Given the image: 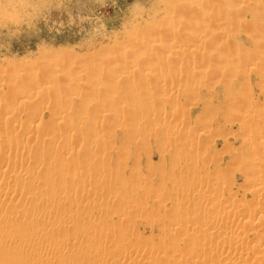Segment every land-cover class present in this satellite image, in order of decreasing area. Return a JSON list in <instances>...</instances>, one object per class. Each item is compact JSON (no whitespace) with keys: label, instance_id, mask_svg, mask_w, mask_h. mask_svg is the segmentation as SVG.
Listing matches in <instances>:
<instances>
[{"label":"rangeland","instance_id":"374dc122","mask_svg":"<svg viewBox=\"0 0 264 264\" xmlns=\"http://www.w3.org/2000/svg\"><path fill=\"white\" fill-rule=\"evenodd\" d=\"M185 1L186 2L188 1V3H186ZM204 2L206 3L204 4ZM199 4H203V5H199ZM263 4H264V0H209V1L208 0H0V84H1L0 98L3 96L1 100L2 101L4 100V102L7 105H10V106H6L7 109V110L5 109L6 111L3 109L4 111L0 113V119L6 116L9 112L10 115L14 114L13 119L16 118V121L12 119L11 121L13 122H7L6 125L8 126L9 124L7 128L4 126L5 124L2 123L3 119L1 120L0 124L3 127L0 126V132L2 131V135L1 133L0 135L1 136L5 135V136L0 139L4 140L5 137H8L7 135L15 134L13 136H16L15 138H18V140L21 139L22 142L25 140H29L30 133L35 129H37V133L42 135L43 137V141L41 142H43L44 144L46 143L48 146L47 145L45 146H47L48 148L53 147L54 149H56L58 147L60 148L61 146L66 147L65 149H67V152H69L70 155L68 153L67 154L70 156L69 159L71 161L68 160L65 162L63 160H60V158L56 156L57 160L56 161L54 160L53 162L54 165L52 163L54 169H52V166L49 167H47V165L42 166L44 168L47 167L48 169L46 168V170H48L51 174L48 171H47L48 173L45 172L46 173L45 174L44 168L43 169L41 168L43 172L41 171L40 173H44L45 175L40 173L39 174L42 177L44 176L46 177V175L49 177L51 175L50 176L51 181L53 180L57 183L59 181L61 182L63 181L64 184L66 183L64 185V188H62L65 189L63 190L64 192L63 191L59 192L60 190H58L59 193L56 192L58 194L57 197L59 201L55 197L53 201H49L50 203L48 202V206L51 207V205L52 206L57 205L56 207H58L59 204H62V202L63 204L65 203L64 204L65 206H67L66 204H68L67 206L68 211H66L64 215L61 214L60 217H62L63 215V218L65 217L67 218L70 217L71 219L75 218V220L73 219V221H75L72 224L73 226L71 225L73 228L71 227L68 229V227L65 226L67 228L66 229L67 231H65L66 234L63 233L65 227L62 229L60 228L62 224H59L58 226V228H60V232L58 231L59 229L56 227L57 228L55 229L56 230L55 232H57L56 235L53 230V235L58 236V239L62 240L63 234L64 236L69 235L68 234L70 233L69 231L73 229V232L71 230V232L73 233V234L71 233L72 235L71 238H73L72 239L73 241L78 236L77 237L78 241L75 240V242L77 241L78 244L77 243L74 244V241L73 242L70 241L71 242L70 244H72V246L71 248L68 246V248L72 249L73 247V249L76 252H79L80 249L78 250V248H80L81 246L83 247L85 245H88L89 242H90L89 244H91L97 241L98 244L100 243L99 246L101 250L103 247H104L103 249H105L106 247L109 248L110 243L118 251L119 250L123 251L126 248L133 251V249L135 250L138 247V249H136L134 253L137 251L138 255L141 254L142 258L143 257H145L144 259L147 258L146 260L149 261H147L146 263H149L151 261L150 264L151 263L170 264V262H172L173 260L178 259L180 260L179 261L180 264H182L183 261L181 259L186 257L184 256L185 253L188 250H190L192 246L196 248V249L192 248L194 251H197L196 246H198V251L205 250V245L209 244V240H206L205 242L202 241L201 243H199L200 241L198 242L193 240H191V242H188L187 240L185 241V239H183L182 241L181 239H178V237L181 238L180 232L187 227L188 228L192 227V225L193 226L196 225L195 227L196 228L198 227L197 229H199V227L200 229H202L203 227L201 224L204 223L206 220L217 219L218 217H219L218 220H220L222 216L221 215L222 213L216 214L215 210L211 209V211H209L208 209L205 210V212L207 211L208 212L202 215L204 219L201 216L200 219L197 218L198 220H196L198 222L199 220L201 221L203 219V222L201 221L202 223L199 221L201 224L199 222H198L199 224H197V222L195 223L193 220L191 224L193 222L195 224L193 223L191 225L189 222L191 221V218L189 217L190 218L189 219L188 217L183 216V214H185V211L181 207L177 208L176 204L175 207L173 205V200L176 201L175 198L180 199L183 197L180 189L183 184L184 185L187 184L185 181H187L188 184H195L196 180L194 178L197 177V175H199L198 177L200 178L202 177L203 179H208V180L213 179L214 177L220 179L219 182L217 183L218 180L215 181L216 179L214 178L215 180L211 185V187L214 186L213 187L214 189L210 187L211 190L213 189L212 190L213 192L214 191L216 192L217 190L216 197H214L215 196L214 195L211 198V201L217 202L219 198L222 197L221 193L226 188L227 191L233 193L234 195L233 194L232 195L235 196V198L233 197V200L235 199L234 208L237 205L236 209H238L239 204L240 206L241 204L244 205V203L247 205L249 202H250L249 204H252L253 200L256 201L257 196H264L261 195V192H264L263 191L264 182H262L261 186L259 185L260 187H258L257 191H255L252 181L249 180L252 177H254V175L257 176L258 174H260V172L262 175L264 173L262 172L264 170L263 169L264 165L262 166V168L261 167L258 168L256 166L258 164L256 163V165L249 164L247 167V164L249 163V156L250 157L253 156L252 152L256 150L255 145L256 144L258 145V143L260 144V142L261 144L264 145V135L263 137H260L264 133L260 134L258 132L259 129H262V131H264V119L260 120L261 118L264 117V112H263L264 111V75H262L264 74V69H263L264 68V49H263L264 48V40H263L264 39V8H263L264 5ZM206 5L207 7L208 6L209 7L208 8L205 7ZM206 10L208 11L207 13ZM182 12L184 13L182 14ZM202 12L204 13V15L202 14ZM231 16L233 17V19ZM220 17L223 19H221ZM175 25H177L180 31L179 30L174 31L172 29L170 30L171 26H175ZM212 26H214L215 28ZM196 29L199 31H196ZM252 31H254V33ZM158 37H160L161 40H163L162 41L163 43L164 41L169 43L171 40L169 44L172 43L171 44L172 47H174L173 45H175L176 49L180 45L181 46L178 48L187 47L188 48V49L186 48L187 52L186 51L179 52V54L177 53L178 55L175 54V56L174 55L171 56L172 60L170 58H169L170 61L169 59L167 60L166 58H164V56H162L164 53L162 52L158 53L160 52V50L159 51L156 50L158 51L156 52L155 49L153 50L151 49L152 50L151 51L146 44V42L150 44V42H153L154 39L160 41L159 40L160 38ZM220 45L221 48H219ZM224 48L226 51L224 50ZM188 50L191 51V53ZM155 54L158 55L156 56ZM159 58L160 60H158ZM252 65L254 66V68ZM112 66H113V70H112ZM260 66L262 67L263 70L261 69ZM160 67L162 69H160ZM187 68H189L188 71ZM122 70L125 71L123 72ZM128 71L130 72L129 74L125 73ZM146 71H148L147 76L148 77L151 76V77L148 78L147 76L144 75ZM111 72L113 73V75L117 76L114 78L116 81L114 80L111 81V78L109 79V77H107V75L111 74ZM153 72H155L156 74L154 73L153 75L152 74ZM186 73L189 77L186 76ZM163 74L165 75L163 76ZM119 75L121 76L123 75V76L121 77ZM47 81L49 83H47ZM206 81H207V85H206ZM41 82L49 84L50 87L52 86L51 87L52 89H50L48 85L47 87L48 90L44 89L45 91L41 92V95L43 94L42 99H41V95L39 97L38 94V97L41 99V102L38 97H36L37 100L36 99L34 100L35 97H31L32 100L34 101V104L31 103L32 100H28V99H26V102L30 101V104L26 102L25 103L21 102L20 99H22V97L26 95L25 93H27L28 91L31 93L34 92L35 89H37V85ZM96 82L97 85L95 84ZM91 84L94 87L96 86V88L100 86L99 87L100 89L98 90L99 92L97 90L94 92V90L92 89L93 86ZM30 86L32 87L30 88ZM16 87L17 90L15 89ZM10 88H12V90ZM29 88L31 89V91L29 90ZM21 90L24 91L23 92L24 95H21L22 94ZM242 90H244L245 94L242 92ZM13 91H14V96L12 94ZM36 91L39 93L40 90L37 89ZM152 91L156 95H154ZM15 92L19 94L21 93L19 96L22 97L19 98V100H18L19 96L17 97L16 96L17 93ZM29 92L25 97H29L28 95L31 94ZM5 94H7V96ZM10 95L12 98L10 97ZM62 96L63 98H61ZM72 96L74 97L72 98ZM67 97L72 99L69 100V98ZM13 98L15 99L13 100V102H11ZM111 98H113L114 100ZM249 99H251V102ZM255 103L257 105H255ZM8 107L11 108L9 109ZM36 107H38V109H41L42 107V114L40 115V117L37 118V121L36 118L33 117L34 113L32 112L33 109ZM61 107L64 108V110L67 109L65 111L67 114L63 115L62 118L58 120V122L54 121V119H52L53 114H55L60 109H62ZM29 113L32 116L30 115L28 116ZM25 115L27 116L28 119L26 118ZM158 115L160 116L158 117ZM243 115H245L246 117ZM30 118L32 119V122ZM49 120L50 121L52 120L55 123V124L53 123L55 125L53 131L52 129L49 128L47 129V127L44 126L45 123L47 124V122H50ZM14 121L16 123H14ZM52 121H51V125H52ZM158 122L159 124H157ZM24 123L25 124L29 123V124L25 125ZM115 123L117 124V126ZM41 124L42 125L44 124L43 126L45 128L43 126L42 128ZM57 124L59 125V129ZM256 125L260 126L261 128L257 127ZM47 126H49V124ZM164 126L166 127L167 131L165 130ZM4 127L6 129V130L4 129V131H8V133L3 132L2 128ZM144 128H146V130ZM170 128L171 130H174L176 133H174V131H170ZM13 130L15 131L13 132ZM164 131L166 132L169 131V133L167 134ZM190 131H192L193 133ZM254 131H256V133ZM9 132L11 133L9 134ZM65 132L69 135V137H67V134ZM170 132L172 134H170ZM191 133L193 135L192 136L193 138H188L189 137L188 134L191 136ZM257 133H259L260 135ZM206 135L208 136L206 137ZM97 139L99 141L102 139L103 140L101 142H98ZM18 140L17 142H19ZM88 141L90 142L88 143ZM166 141L168 145L166 144ZM174 141L176 145H171L172 146L171 147L170 144L172 142L174 143ZM0 142H1L0 144H2L3 141L0 140ZM179 143L181 144L179 145ZM228 143L230 145H228ZM32 144H34L35 146L36 144H38V142L37 143L32 142ZM251 144L254 147H252ZM42 145L43 144L40 143L36 145L38 146V147L35 146V149L38 148L36 149V151L38 150V152H40L41 149H43L41 147L44 146ZM181 145H188V147L185 148V146H181ZM3 148L4 149L6 148L5 151L2 150ZM14 148L12 149L9 148L8 150V147L2 144V149L0 147L1 159L2 157H4L3 155L8 154L9 156L11 154L10 157L12 156L11 158L12 160H15L14 158H16V160L23 158L22 160H24L25 162L21 160V165L28 164L29 162L34 160L37 161L39 160L41 163H43L42 161H46V159L48 160L51 156L52 158L54 157V159H56V157L53 156V154H49L50 156L48 155L49 151H47L48 149H45V147H44L45 149L44 152L42 150L40 153L36 151L34 153L33 151L34 147L32 149V152L30 151L31 149L27 152H23L22 150H20L21 149L20 147L18 148V146L17 147L14 146ZM188 148L192 152H190ZM241 149L243 151H240ZM251 149L253 150L251 151ZM262 151L264 152V150ZM235 152L237 153L240 152V155L238 154L239 157L236 159L234 158V156H236L237 154V153L234 154ZM263 152L261 153L263 155V156L261 155L262 157H264ZM1 153H3L2 156ZM38 154L41 155L38 156ZM43 154L46 155V157L48 156L49 158L48 157L45 158ZM232 154H234V156H232ZM242 154H244V157ZM5 160L1 162L2 164L0 163V166L2 165V167L6 170L9 167L10 171H12L11 168L12 166L8 165L7 167H5L6 166L5 164H7L6 161H8ZM18 160L17 162L20 163V161ZM57 161L60 162L63 161L62 163L65 162V165L58 162L60 164L57 166L56 164ZM68 162H70L69 165H67ZM55 164L58 167L59 171L55 169ZM61 164L63 165L62 167L64 166L65 167L62 168L60 166ZM253 166L256 169H254ZM243 167L245 168V170L242 169ZM49 168L50 170L51 169L52 170L50 171ZM61 168L63 169V171ZM9 169L7 170L8 173L10 172ZM6 170H5L6 174L4 173L5 175L3 174L2 177L0 175L1 185H4L5 183L8 182H9L8 185L11 186L15 185L16 182H19L17 183L18 186L19 184H22L20 181H16L14 183L12 178L11 179L8 178L10 177V175L8 176ZM74 170L75 171L78 170L79 173L81 171V174H78V172L77 171L75 172ZM181 170L187 172L192 176V177L189 176L190 179L189 181H191L192 178V181L194 180L195 182L193 181L190 183L188 180H186L187 177L185 176H184L185 178H182L183 175L178 173ZM84 171L86 172L84 173ZM244 171L246 172L251 171L250 173L249 172L247 173L248 175L252 173L251 178L247 177L248 175L246 176V173H244ZM255 171H258L257 172L258 174H256ZM74 172L76 174H73ZM98 172H101L100 175L102 179L100 178L99 179L100 181L95 180L97 181L95 182L94 178H91V174H96ZM253 172L255 174H253ZM210 173L213 177L210 175ZM72 174L75 176L72 177ZM62 176L65 178H63ZM70 177L72 179H70ZM1 178H4V180ZM79 178L81 181H84L85 179V182L88 183L87 189L84 190L83 192L81 191L78 192V190L77 191L74 190V188L77 189L76 182L77 180H79ZM67 179L68 181L70 180V182H68ZM87 179H90V181H88ZM246 179L249 180L250 186L248 185L247 182L248 180ZM92 180L94 181L93 184L91 183ZM65 181H67L68 183ZM72 182L75 184V187ZM69 183L71 184V186L73 185L72 187L74 188L70 187L68 185ZM17 184L15 185V188L16 187L18 188ZM37 187L39 188L40 186ZM251 187L253 188L254 192L257 193H254L253 190H251ZM38 188L36 189L34 188L35 191L37 192L34 193L35 191H33L34 193L33 195L32 193L28 194L29 199L31 197H34L35 194L39 193L41 195L44 190L46 191V193L44 191L43 192L44 194L41 195L40 197L49 193V191L47 192V190L45 188L43 189L42 186L41 189L43 191L39 188L41 190L40 193V190H38ZM56 190L57 188L54 190V192ZM258 190H260L261 192H258ZM66 191L67 193H65ZM112 191H114L115 193L117 192L116 194L118 195L114 196L115 193L113 192V195L111 194L112 196L108 197V194L111 193ZM228 193L226 191L223 192L222 198L225 199L224 197L227 196ZM63 194L64 196L61 197L60 195ZM22 195H24V197H22ZM22 195L20 196L21 198H19L18 201L15 200V202L27 203L25 201L28 198L25 197L27 196V193L25 194L22 193ZM38 195L35 197H39ZM198 195L199 193L196 196L194 195L196 197L195 198L196 200H199L200 196ZM116 196L117 197L120 196V197H118L117 199ZM72 197L73 198L75 197L74 199H76V201L78 198L82 197V199L84 198V200L87 202L83 205L81 204L78 205L75 203ZM87 197L89 200L87 199ZM93 197L94 199L92 200ZM24 198L25 200H23ZM114 198L117 199V201L114 200ZM122 198H124V200L125 199L129 200L132 203H137V202H140L141 204L145 203L142 204L144 208H140L142 206L139 207L133 206L136 214L131 213L129 209L128 212L126 211L128 207L126 208L123 207L125 205L124 203L126 202V200L124 202ZM262 199L263 202L264 198ZM30 200H28L29 201L28 203H30V207H28V209L34 206L32 207L33 209L32 211H34L37 210L35 209V204L36 206L38 205V207L41 206V203L39 205L37 204L38 202L36 203V201L35 202L31 201L32 203H35L31 205L32 203L30 202ZM118 200L122 201L123 203L122 202L121 203L124 205L116 206L117 205L116 202H120ZM57 201L59 202V204L57 203ZM94 201L96 202V204H93ZM194 201L192 200L191 202L193 203ZM73 202L76 208L74 206L71 207L73 205L72 204ZM100 202H102V204ZM96 205L98 206L96 207ZM248 205H247L248 210H251L250 214L254 213L255 211L254 212L252 211L254 209H251V207L253 208L254 205L253 204H252L253 206H248ZM78 206H80V208ZM121 207L123 208L121 209ZM133 207L130 208L132 212H133L132 209ZM28 209L27 211L31 210ZM71 212L73 213L74 216L77 217H73ZM1 213L4 215V219L8 217V216L5 217L7 215L6 212L3 213L2 211L0 212V214ZM124 213L126 214V216ZM22 214L25 217V215L27 216V214H30V212L27 213L25 210V212L23 211ZM91 214L92 217L89 218L88 216H90ZM95 214L97 215V217H99L98 219L102 222L101 225L102 227L104 226L103 229L105 228L104 229L106 230L105 232L103 229H102V233L100 232L101 225L98 223V221H96L97 217H95ZM243 215L245 216L246 212L245 214L243 213ZM243 215H242V219L245 220L243 218ZM179 216L183 218V223L185 222L186 224L184 223L185 225L184 224L181 225L180 229L178 227L177 232L175 229H172L171 227L170 228L172 230H170L169 226L171 225H168V223L169 224L172 223L171 222L173 221L172 219L176 217L179 218ZM1 217L3 218V216L0 215V218ZM77 218H80V220L82 218L81 221H83V223L81 225L83 227L80 226L81 221H79V219L77 220ZM86 218H88V220L90 219L89 222L91 221L92 218H93L92 220L93 223L94 221H96L95 223L97 225L94 224L93 226L90 227L92 229L95 228L94 229L95 231L93 230V232H91V236L93 239L89 238L91 237L89 233L92 229L90 228L88 229L89 225H92L93 223L87 225L86 221L88 222V220H85ZM223 218L226 219L225 216H223ZM246 220L244 222L243 221L240 222L241 227H239L240 229L238 228V230L240 232L242 231L241 233H243L244 231L250 232L251 230L248 228L249 227L248 224L245 223L248 221ZM39 222L40 221L36 220L34 224L37 223L38 225L40 224L42 225V221L41 223ZM76 226H77L76 229H78L79 227L78 230L75 229ZM245 226H248L246 227L247 230L245 229ZM85 227L87 228L86 230ZM98 229L100 230L96 232V230ZM167 229H169V231ZM79 230H81L80 231L81 235H77L80 234L78 233ZM107 230H109V233L107 232ZM111 230L112 232H110ZM49 231L51 232L52 230ZM84 231L85 232L88 231V233L85 234H88L89 236L85 237ZM113 231L115 232L118 231V233H116L115 236L119 234L120 236L118 235V238L121 237V239L119 238L120 241L117 242L116 240L119 239H117V237L115 238L112 237L113 236L112 233H114ZM94 232L96 235L94 234ZM168 232L171 233V235L175 234V238H177L176 242L179 241L177 242V246L176 243H174L175 245L174 244L171 245L172 247L173 246L176 247L174 251L171 249V247H169L171 243L165 242L166 244H168L166 245L162 239L165 238L167 235H169ZM130 233H132V235ZM74 234H76V236ZM176 234L179 236L176 237L177 236ZM53 235L51 232V234L49 236L47 235L46 237H48L50 241L51 237L54 238ZM133 235L136 236L135 238L137 239H135ZM234 235L236 234L234 233ZM40 237L41 236L38 237V240L35 239L34 240L39 242L41 239L44 238V236H42L41 238ZM46 237L44 238L43 241L44 244L49 243L48 238ZM35 238L37 239V237ZM111 238L112 239L114 238L113 241L116 239L115 240L116 242L115 241H114L115 243L111 242L112 241ZM46 239L48 242L45 241ZM139 240L142 243H140ZM127 241L129 244L127 243ZM143 241L144 244L147 245V247L145 245V249H143V247H140V244L143 245ZM252 241L253 244H251ZM79 242L83 244L80 246ZM192 242H193L192 246L189 245ZM207 242L208 244H206ZM255 242L256 241L251 240V243L249 241L248 244L249 245L251 244L253 246L257 245V243ZM151 244L153 246H151ZM186 246L189 249L186 248ZM200 246L202 250L199 249ZM158 247L160 248L158 249ZM177 247L180 248L178 250V253L180 255L178 253H175V250L177 252ZM182 247L185 248L184 252L182 251L184 254H182L180 251L183 249ZM114 248L112 249V247H110L109 251L110 249L113 250L116 259L118 258L120 259L119 262L121 261V263H114V264H122V263L127 264V262L129 264L128 260L120 256L122 255V251L118 252ZM170 249L173 251L174 254L170 253L171 252ZM192 249L190 252H194ZM190 252H187L186 255ZM79 253L77 254L79 255ZM172 254L173 255L176 254L175 259ZM177 254L178 256L182 255L184 257L182 258L181 256L180 258L177 256ZM44 257L47 259L46 255L43 256V259L46 260ZM93 258L94 256L90 259V262L95 259ZM25 261L26 259L24 258L23 262ZM174 262L176 263V261ZM107 264H112V263H107Z\"/></svg>","mask_w":264,"mask_h":264},{"label":"bare ground","instance_id":"6f19581e","mask_svg":"<svg viewBox=\"0 0 264 264\" xmlns=\"http://www.w3.org/2000/svg\"><path fill=\"white\" fill-rule=\"evenodd\" d=\"M209 1V0H208ZM186 2V1H185ZM193 2H195V1H193ZM232 2V1H231ZM186 3H188V1L186 2ZM201 3H202V1H201ZM206 2H204V4H205ZM218 3H220V2H218ZM222 3V2H221ZM234 3H236V2H234ZM260 3V2H259ZM190 4V3H189ZM197 4H198V2H197ZM217 4V3H216ZM180 5V4H179ZM191 5V4H190ZM189 5V6H190ZM199 5H203V4H199ZM264 5V4H263ZM192 6V5H191ZM196 6V5H195ZM194 6V7H195ZM235 6V5H234ZM176 7V6H175ZM174 7V8H175ZM198 7V6H197ZM205 7H207V5L205 6ZM209 7V6H208ZM207 7V8H208ZM213 7H215V6H213ZM231 7V6H230ZM236 7V6H235ZM177 8V7H176ZM188 8V7H187ZM223 8V7H222ZM264 8V7H263ZM184 9V8H183ZM193 9V8H192ZM195 9V8H194ZM191 10V9H190ZM198 10V9H197ZM214 10H215V8H214ZM227 10H229V9H227ZM258 10H259V8H258ZM261 10V9H260ZM171 11V10H170ZM204 11V10H203ZM197 12V11H196ZM208 11L206 10V13H207ZM221 12V11H220ZM255 12V11H254ZM184 12H182V14H183ZM231 13H233V12H231ZM169 14V13H168ZM176 14V13H175ZM174 14V15H175ZM178 14V13H177ZM200 14V13H199ZM202 14L204 15V13L202 12ZM211 14V13H210ZM216 15V14H215ZM261 15V14H260ZM178 16V15H177ZM201 16V15H200ZM208 16V15H207ZM211 16V15H210ZM206 17V16H205ZM209 17V16H208ZM232 17V16H231ZM175 18V17H174ZM181 18H182V16H181ZM192 18V17H191ZM200 18V17H199ZM221 18V17H220ZM260 18V17H259ZM258 18V19H259ZM179 19V18H178ZM184 19V18H183ZM190 19V18H189ZM204 19V18H203ZM221 19H223V18H221ZM232 19H233V17H232ZM170 20V19H169ZM177 21V20H176ZM180 21V20H179ZM191 21V20H190ZM189 21V22H190ZM204 21V20H203ZM211 21V20H210ZM207 22V21H206ZM212 22V21H211ZM210 23V22H209ZM165 24V23H164ZM179 26V25H178ZM183 26V25H182ZM205 26V25H204ZM165 27H167V26H165ZM184 27V26H183ZM200 27V26H199ZM198 27V28H199ZM203 27V26H202ZM210 27V26H209ZM212 27H214V26H212ZM193 28V27H192ZM215 28V27H214ZM221 28V27H220ZM224 28V27H223ZM174 30V31H177V30H179V28L177 27V25H175V26H171V28H170V30ZM191 29V28H190ZM205 29V28H204ZM206 29H207V27H206ZM217 29V28H216ZM193 30V29H192ZM257 30V29H256ZM180 31V30H179ZM196 31H199V30H197L196 29ZM210 32V31H209ZM220 32V31H219ZM224 32V31H223ZM253 33H254V31H252ZM173 33V32H172ZM181 33V32H180ZM169 34V33H168ZM179 34V33H178ZM232 34V33H231ZM252 34V33H251ZM255 34H257V33H255ZM173 35V34H172ZM186 35V34H185ZM189 35V34H188ZM212 35H213V33H212ZM221 35H222V33H221ZM157 36V35H156ZM163 36V35H162ZM180 36V35H179ZM178 36V37H179ZM164 37V36H163ZM170 37V36H169ZM174 37H175V34H174ZM195 37V36H194ZM213 37V36H212ZM151 38V37H150ZM154 38V37H153ZM158 38H160V37H158ZM168 38V37H167ZM138 39V38H137ZM149 39V38H148ZM164 39V38H163ZM261 39V38H260ZM161 42L163 41V40H161V38L159 39ZM165 40H166V38H165ZM169 40V39H168ZM173 40V39H172ZM210 40V39H209ZM218 40V39H217ZM216 40V41H217ZM259 40V39H258ZM264 40V39H263ZM160 41H157V39L155 40L154 39V41L153 42H150V44H148L146 41V44H147V46H148V48H150V50L152 49H155V51L156 50H160V52H158V51H156V52H158V53H164L162 56H164V58H166L167 60L170 58L171 59V56H175V54H179V52H182V51H186L187 49L185 48V47H181V48H178V47H180V46H178L177 47V49H176V46L175 45H173L174 47H172V43L171 44H169L170 42H171V40H170V42L168 43V42H165L164 41V43L162 42H160ZM183 41V40H182ZM229 41V40H228ZM214 42V41H213ZM166 43V44H165ZM210 43V42H209ZM243 43V42H242ZM145 44V43H144ZM167 44H169V45H167ZM212 44V43H211ZM217 44V43H216ZM258 44H260V43H258ZM171 45V46H170ZM179 45V44H178ZM210 46V45H209ZM227 46V45H226ZM147 48V49H148ZM219 48H221V45L219 46ZM214 49V48H213ZM264 49V48H263ZM151 50V51H152ZM224 50H225V48H224ZM245 50V49H244ZM126 51V50H125ZM189 51V50H188ZM212 51V50H211ZM226 51V50H225ZM260 51V50H259ZM187 52V51H186ZM190 53H191V51H189ZM219 52V51H218ZM221 52V51H220ZM252 52V51H251ZM113 53V52H112ZM127 53V52H126ZM148 53V52H147ZM195 53V52H194ZM197 53V52H196ZM214 53V52H213ZM118 54V53H117ZM145 54V53H144ZM177 54V55H178ZM186 54H189V53H186ZM185 54V55H186ZM217 54V53H216ZM251 54V53H250ZM156 55V54H155ZM154 55V56H155ZM158 55V54H157ZM156 55V56H157ZM191 55V54H190ZM195 55V54H194ZM210 55V54H209ZM218 55V54H217ZM239 55V54H238ZM256 55V54H255ZM112 56V55H111ZM118 56V55H117ZM161 56V55H160ZM189 56V55H188ZM237 56V55H236ZM250 56V55H249ZM257 56V55H256ZM48 57V56H47ZM116 57V56H115ZM150 57H151V55H150ZM197 57V56H196ZM216 57V56H215ZM229 57V56H228ZM246 57V56H245ZM60 58V57H59ZM110 58V57H109ZM108 58V59H109ZM144 58V57H143ZM178 58V57H177ZM191 58V57H190ZM220 58H221V56H220ZM113 59V58H112ZM170 59H169V61H170ZM174 59V58H173ZM187 59V58H186ZM158 60H160V58L158 59ZM164 60V59H163ZM172 60V59H171ZM177 60V59H176ZM190 60H192V59H190ZM194 60V59H193ZM225 60V59H224ZM246 60V59H245ZM57 61V60H56ZM112 61V60H111ZM134 61H136V60H134ZM147 61V60H146ZM174 61V60H173ZM220 61V60H219ZM237 61V60H236ZM240 61V60H239ZM244 61V60H243ZM254 61V60H253ZM90 62V61H89ZM100 62V61H99ZM98 62V63H99ZM107 62V61H106ZM150 62V61H149ZM160 62V61H159ZM178 62V61H177ZM189 62V61H188ZM212 62V61H211ZM214 62V61H213ZM232 62V61H231ZM256 62V61H255ZM44 63V62H43ZM53 63V62H52ZM60 63V62H59ZM101 63V62H100ZM112 63V62H111ZM113 63H114V61H113ZM145 63V62H144ZM228 63V62H227ZM76 64V63H75ZM117 64V63H116ZM115 64V65H116ZM150 64V63H149ZM153 64V63H152ZM172 64V63H171ZM191 64V63H190ZM198 64V63H197ZM209 64V63H208ZM249 64V63H248ZM256 64V63H255ZM71 65V64H70ZM113 65V64H112ZM136 65V64H135ZM142 65V64H141ZM144 65H146V64H144ZM143 65V66H144ZM159 65V64H158ZM187 65V64H186ZM196 65V64H195ZM57 66V65H56ZM64 66V65H63ZM181 66V65H180ZM224 66V65H223ZM248 66V65H247ZM253 66V65H252ZM256 66V65H255ZM49 67H51V66H49ZM58 67V66H57ZM99 67V66H98ZM109 67V66H108ZM121 67V66H120ZM142 67V66H141ZM157 67V66H156ZM156 67H155V69H156ZM164 67V66H163ZM169 67H170V65H169ZM189 67V66H188ZM202 67H204V66H202ZM228 67V66H227ZM261 67V66H260ZM62 68V67H61ZM182 68H184V67H182ZM198 68V67H197ZM214 68V67H213ZM253 68H254V66H253ZM51 69V68H50ZM103 69V68H102ZM121 69V68H120ZM154 69V68H153ZM160 69H162L161 67H160ZM159 69V70H160ZM166 69V68H165ZM174 69V68H173ZM188 69L189 68H187V71H188ZM251 69V68H250ZM258 69V68H257ZM261 69H262V67H261ZM264 69V68H263ZM262 69V70H263ZM63 70V69H62ZM110 70V69H109ZM112 70H113V66H112ZM126 70V69H125ZM124 70V71H125ZM151 70V69H150ZM175 70V69H174ZM191 70V69H190ZM52 71V70H51ZM81 71V70H80ZM97 71V70H96ZM99 71V70H98ZM111 71V70H110ZM123 71V70H122ZM123 71V72H124ZM127 71V70H126ZM131 71V70H130ZM154 71V70H153ZM163 71V70H162ZM165 71V70H164ZM178 71V70H177ZM206 71V70H205ZM254 71V70H253ZM104 72V71H103ZM103 72H102V74H103ZM132 72H133V70H132ZM138 72H140V71H138ZM148 71H146L145 73H144V75L145 76H147V73ZM150 72V71H149ZM156 72V71H155ZM155 72H153L152 74L154 75V73ZM176 72V71H175ZM190 72V71H189ZM194 72V71H193ZM193 72H191V73H193ZM222 72V71H221ZM231 72V71H230ZM259 72H261V71H259ZM91 73V72H90ZM98 73V72H97ZM105 73V72H104ZM114 73H116V72H114ZM125 73H130L129 71L128 72H125ZM161 73H163V72H161ZM167 73H169V72H167ZM190 73V74H191ZM198 73H200V72H198ZM235 73V72H234ZM16 74H17V71H16ZM48 74V73H47ZM75 74V73H74ZM73 74V75H74ZM82 74V73H81ZM101 74V75H102ZM119 74V73H118ZM121 74V73H120ZM136 74V73H135ZM156 74V73H155ZM196 74V73H195ZM202 74V73H201ZM241 74V73H240ZM261 74V73H260ZM79 75V74H78ZM77 75V76H78ZM87 75V74H86ZM89 75V74H88ZM106 75H107V73H106ZM134 75V74H133ZM143 75V74H142ZM161 75V74H160ZM165 74H163V76H164ZM208 75V74H207ZM234 75V74H233ZM242 75V74H241ZM248 75V74H247ZM262 75H264V74H262ZM63 76V75H62ZM70 76V75H69ZM119 76H121V75H119ZM123 76V75H122ZM121 76V77H122ZM125 76V75H124ZM162 76V75H161ZM186 76L187 77H189L188 75H187V73H186ZM201 76V75H200ZM11 77V76H10ZM102 77V76H101ZM107 77H109V79L111 78V81L112 80H114V81H116L114 78L115 77H117L116 75H113V73L111 72V74H108L107 75ZM127 77H129V76H127ZM138 77V76H137ZM139 77H140V75H139ZM148 77V76H147ZM149 77H151V76H149ZM148 77V78H149ZM177 77V76H176ZM194 77V76H193ZM213 77V76H212ZM238 77V76H237ZM36 78V77H35ZM48 78V77H47ZM57 78H59V77H57ZM56 78V79H57ZM74 78H75V76H74ZM133 78V77H132ZM179 78V77H178ZM192 78V77H191ZM202 78V77H201ZM219 78V77H218ZM49 79H50V77H49ZM55 79V80H56ZM77 79V78H76ZM79 79V78H78ZM81 79V78H80ZM87 79V78H86ZM108 79V80H109ZM176 79V78H175ZM100 80V79H99ZM120 80V79H119ZM129 80V79H128ZM214 80V79H213ZM2 81V80H1ZM46 81V80H45ZM88 81V80H87ZM86 81V82H87ZM93 81V80H92ZM131 81V80H130ZM193 81V80H192ZM201 81V80H200ZM208 81V80H207ZM207 81H206V85H207ZM40 82V81H39ZM80 82V81H79ZM129 82V81H128ZM141 82V81H140ZM172 82V81H171ZM210 82V81H209ZM225 82V81H224ZM246 82V81H245ZM47 83H49L48 81H47ZM47 83H44V82H41V83H39L38 85H37V89H39L40 91H39V93L36 91L37 89H35V91L34 92H29V93H31V94H29L28 96L29 97H25V96H27V93H25L26 95H24L23 94V90H21L22 91V94L21 95H24V97H22V99H20L21 100V102H26V99H28V100H32V98L31 97H35L34 98V100L36 99V97H38V94H39V97H40V95H41V92H43V91H45L44 89H46V90H48L47 89V87H48V85L49 84H47ZM122 83V82H121ZM138 83V82H137ZM201 83V82H200ZM8 84V83H7ZM27 84H29V83H27ZM81 84V83H80ZM93 84V83H92ZM91 84V85H92ZM96 85H97V82L95 83ZM113 84V83H112ZM115 84V83H114ZM177 84V83H176ZM1 85V84H0ZM2 85H3V82H2ZM22 85V84H21ZM98 85H99V83H98ZM124 85V84H123ZM139 85V84H138ZM142 85V84H141ZM151 85V84H150ZM155 85H156V83H155ZM5 86H6V84H5ZM71 86V85H70ZM88 86V85H87ZM93 86V85H92ZM91 86V87H92ZM114 86V85H113ZM121 86V85H120ZM129 86V85H128ZM2 87V86H1ZM32 86H30V88H31ZM52 87V86H51ZM50 87V85H49V88L50 89H52ZM90 87V86H89ZM100 87V86H99ZM99 87H97L96 88V86L94 87L93 86V90H94V92L97 90H99L100 88ZM106 87H107V85H106ZM111 87V86H110ZM170 87V86H169ZM178 87V86H177ZM187 87H188V85H187ZM250 87V86H249ZM26 88V87H25ZM29 88V90L31 91V89ZM79 88V87H78ZM119 88V87H118ZM167 88V87H166ZM171 88H172V86H171ZM207 88H208V86H207ZM11 90H12V88H10ZM16 90H17V87L15 88ZM21 89V88H20ZM34 89V88H33ZM91 89V88H90ZM117 89V88H116ZM121 89V88H120ZM168 89V88H167ZM177 89V88H176ZM42 90V91H41ZM92 90V91H93ZM147 90V89H146ZM181 90V89H180ZM247 90H248V88H247ZM15 91V90H14ZM14 91L12 92V94H13V96H14ZM33 91V90H32ZM102 91V90H101ZM156 91H158V90H156ZM241 91V90H240ZM3 92V91H2ZM59 92V91H58ZM99 92V91H98ZM97 92V93H98ZM105 92V91H104ZM242 92L244 93V90H242ZM15 93H17V92H15ZM49 93V92H48ZM75 93V92H74ZM152 93H153V91H152ZM240 93V92H239ZM11 94V95H12ZM19 93H17V97L20 95ZM94 94V93H93ZM151 94V93H150ZM154 94V93H153ZM245 94V93H244ZM249 94V93H248ZM261 94V93H260ZM6 96H7V94H5ZM11 95H10V97H11ZM47 95V94H46ZM136 95V94H135ZM146 95V94H145ZM152 95V94H151ZM154 95H156V94H154ZM157 95H158V93H157ZM251 95V94H250ZM42 96H43V94L41 95V99H42ZM65 96V95H64ZM67 96H69V95H67ZM112 96V95H111ZM116 96V95H115ZM160 96V95H159ZM239 96V95H238ZM3 97V96H2ZM1 97V98H2ZM16 97V98H17ZM20 96L18 97V100H19V98H21ZM38 97V98H39ZM74 96H72V98H73ZM113 97V96H112ZM117 97H119V96H117ZM154 97V96H153ZM152 97V98H153ZM233 97V96H232ZM237 97V96H236ZM242 97V96H241ZM253 97V96H252ZM251 97V98H252ZM1 98H0V113H2L5 109H6V106H10V105H7L5 102H4V100L2 101L1 100ZM6 98V97H5ZM4 98V99H5ZM12 98V97H11ZM58 98V97H57ZM61 98H63V96L61 97ZM67 98H69V97H67ZM71 98V99H72ZM79 98V97H78ZM141 98V97H140ZM143 98V97H142ZM161 98V97H160ZM169 98V97H168ZM178 98V97H177ZM235 98V97H234ZM15 98H13L12 100H11V102H13V100H14ZM40 99V98H39ZM38 99V100H39ZM41 99H40V102H41ZM70 98H69V100H71ZM111 99H113V98H111ZM146 99V98H145ZM7 100H9V99H7ZM37 100V99H36ZM64 100V99H63ZM66 100V99H65ZM68 100V101H69ZM75 100V99H74ZM114 100V99H113ZM135 100H137V99H135ZM187 100V99H186ZM250 100V102H251V99H249ZM249 100H248V102H249ZM58 101V100H57ZM139 101V100H138ZM168 101V100H167ZM231 101H232V99H231ZM256 101V100H255ZM254 101V102H255ZM20 102V101H19ZM39 102V101H38ZM49 102V101H48ZM63 102V101H62ZM115 102V101H114ZM177 102V101H176ZM175 102V103H176ZM179 102V101H178ZM185 102V101H184ZM188 102V101H187ZM190 102V101H189ZM7 103H9V102H7ZM26 103H29L30 104V101L28 102H26ZM31 103H33L34 104V101L32 100L31 101ZM75 103V102H74ZM139 103V102H138ZM22 104V103H21ZM61 104V103H60ZM59 104V105H60ZM126 104H128V103H126ZM140 104V103H139ZM161 104V103H160ZM227 104V103H226ZM245 104V103H244ZM25 105H27V104H25ZM24 105V106H25ZM42 105V104H41ZM51 105V104H50ZM98 105V104H97ZM143 105V104H142ZM166 105V104H165ZM229 105H230V103H229ZM243 105V104H242ZM255 105H257L256 103H255ZM19 106V105H18ZM53 106H54V104H53ZM61 106V105H60ZM63 106V105H62ZM86 106V105H85ZM105 106V105H104ZM126 106V105H125ZM247 106V105H246ZM250 106V105H249ZM251 106H253V105H251ZM13 107V106H12ZM111 107V106H110ZM118 107V106H117ZM150 107V106H149ZM178 107V106H177ZM182 107V106H181ZM240 107H241V105H240ZM244 107V106H243ZM255 107V106H254ZM259 107V106H258ZM9 109L11 108V107H8ZM52 108V107H51ZM62 108V107H61ZM105 108V107H104ZM128 108V107H127ZM154 108H155V106H154ZM239 108V107H238ZM237 108V109H238ZM4 109V110H3ZM26 109H27V106H26ZM7 110V109H6ZM5 110V111H6ZM25 110V109H24ZM32 110V109H31ZM67 109H65L64 110V108H62V109H60L58 112H53V113H55V114H53V118L52 119H54V121H57L58 122V120L59 119H61L62 118V116L63 115H66L67 113L65 112ZM124 110V109H123ZM153 110V109H152ZM156 110V109H155ZM250 110V109H249ZM26 111V110H25ZM69 111V110H68ZM103 111V110H102ZM126 111V110H125ZM164 111V110H163ZM8 112V111H7ZM27 112H28V109H27ZM29 112H31V111H29ZM33 113H34V115H33V117H35L36 118V121H37V118L38 117H40V115L42 114V107H41V109H38V107H36V108H34L33 109V111H32ZM51 112V111H50ZM90 112H92V111H90ZM107 112V111H106ZM109 112V111H108ZM241 112V111H240ZM264 112V111H263ZM6 113V112H5ZM130 113V112H129ZM132 113V112H131ZM161 113V112H160ZM237 113V112H236ZM242 113V112H241ZM250 113V112H249ZM4 114V113H3ZM11 114H12V112H11ZM27 114V113H26ZM32 114V113H31ZM51 114V113H50ZM70 114V113H69ZM68 114V115H69ZM104 114H105V112H104ZM153 114V113H152ZM244 114V113H243ZM14 115V114H13ZM13 115H10V112L6 115V116H4L3 118H1L0 119V123H1V120L3 119V122L2 123H4L5 125V127L7 128L8 126H9V124H8V126L6 125L7 124V122H13V121H11L13 118H14V116ZM30 115V113L28 114V116ZM247 115H248V113H247ZM26 116V115H25ZM30 116H32V115H30ZM103 116V115H102ZM135 116V115H134ZM144 116V115H143ZM142 116V117H143ZM154 116V115H153ZM160 115H158V117H159ZM239 116H240V114H239ZM243 116H245V115H243ZM242 116V117H243ZM65 117V116H64ZM63 117V118H64ZM99 117V116H98ZM139 117V116H138ZM166 117V116H165ZM234 117V116H233ZM246 117V116H245ZM26 118H27V116H26ZM51 118V117H50ZM222 118V117H221ZM229 118V117H228ZM241 118V117H240ZM28 119V118H27ZM31 119V118H30ZM120 119V118H119ZM158 119V118H157ZM163 119V118H162ZM262 119H264V117L263 118H261L260 120H262ZM13 120H15L16 121V118L15 119H13ZM62 120H64V119H62ZM124 120V119H123ZM138 120V119H137ZM161 120V119H160ZM160 120H158V121H160ZM232 120V119H231ZM235 120V119H234ZM245 120V119H244ZM14 121V123H16ZM40 121V120H39ZM50 121V120H49ZM52 121V120H51ZM51 121L50 122H47V124L45 123V127H47V129L49 128V129H52V131L54 130L53 128H55V123L52 121V125H51ZM21 122V121H20ZM25 122V121H24ZM31 122H32V119H31ZM74 122V121H73ZM78 122V121H77ZM84 122V121H83ZM92 122V121H91ZM108 122V121H107ZM106 122V123H107ZM127 122V121H126ZM141 122V121H140ZM29 123H30V121H29ZM29 123H24L25 125H27V124H29ZM34 123V122H33ZM38 123V122H37ZM44 123V122H43ZM54 123V124H53ZM70 123V122H69ZM79 123V122H78ZM114 123V122H113ZM142 123V122H141ZM156 123V122H155ZM215 123V122H214ZM228 123V122H227ZM241 123V122H240ZM248 123V122H247ZM250 123V122H249ZM262 123V122H261ZM11 124V123H10ZM13 124V123H12ZM49 124V126H47ZM87 124V123H86ZM94 124V123H93ZM103 124V123H102ZM116 124V123H115ZM119 124V123H118ZM157 124H159V122L157 123ZM232 124V123H231ZM257 124V123H256ZM263 124V123H262ZM262 124H259V125H262ZM22 125V124H21ZM37 125H39V124H37ZM42 124H41V127L43 126ZM51 125V126H50ZM58 125V124H57ZM74 125H75V123H74ZM73 125V126H74ZM111 125V124H110ZM125 125V124H124ZM138 125V124H137ZM169 125V124H168ZM172 125V124H171ZM233 125V124H232ZM252 125V124H251ZM0 126H1V124H0ZM11 126V125H10ZM23 126V125H22ZM43 126V127H44ZM103 126V125H102ZM112 126V125H111ZM116 126H117V124H116ZM121 126H123V125H121ZM160 126H162V125H160ZM178 126V125H177ZM181 126V125H180ZM249 126V125H248ZM257 126V125H256ZM1 127H3V126H1ZM5 127L4 128H2V130H3V132H5V133H8V131H4V129H5ZM14 127V126H13ZM17 127V126H16ZM30 127V126H29ZM42 127V128H43ZM44 127V128H45ZM77 127H78V125H77ZM83 127H84V125H83ZM96 127V126H95ZM101 127V126H100ZM140 127V126H139ZM172 127V126H171ZM176 127V126H175ZM175 127H174V129H175ZM250 127V126H249ZM254 127V126H253ZM257 127H260V126H257ZM24 128V127H23ZM37 128V127H36ZM75 128H76V126H75ZM103 128V127H102ZM148 128V127H147ZM151 128V127H150ZM163 128V127H162ZM164 128H165V130H166V127L164 126ZM163 128V129H164ZM261 128V127H260ZM9 129V128H8ZM7 129V130H8ZM20 129V128H19ZM22 129V128H21ZM56 129H57V127H56ZM55 129V130H56ZM58 129H59V125H58ZM77 129H79V128H77ZM145 130H146V128H144ZM156 129V128H155ZM162 129V130H163ZM213 129V128H212ZM246 129V128H245ZM259 129V128H258ZM6 130V129H5ZM36 130V131H35ZM34 131H32L31 133H30V139L29 140H25V141H22L21 142V139H19L18 140V138H15L16 136H13V135H15V134H13V135H7L8 137H5L4 138V140H2V139H0L1 141H3L2 142V144L4 145V146H7L8 147V150H9V148H14V146L15 147H17L18 146V148L20 147L21 149L20 150H22L23 152H27V151H29L30 149V151L32 152V149H33V147H34V153H35V151H36V149H38V148H36L35 149V146L36 145H38L39 143L40 144H43L42 146L43 147H41V148H43V149H41V151L43 150V152H44V150L45 149H48L47 151H49V153H48V155L49 154H53V156H58V158H60V160H63V161H68V160H70L69 158H70V154H69V152H67V149H65L66 147H64V146H61L60 148L58 147V148H56V149H54L53 147H47L48 145L45 143H43V142H41V141H43V137H42V135H40V134H38L37 133V129H35ZM67 130V129H66ZM95 130V129H94ZM168 130H169V128H168ZM244 130V129H243ZM261 130V131H260ZM10 131V130H9ZM12 131V130H11ZM15 130H13V132H14ZM29 131H31V130H29ZM47 131V130H46ZM57 131V130H56ZM55 131V132H56ZM61 131V130H60ZM153 131V130H152ZM167 131V130H166ZM166 131H164V132H166ZM170 131H174V130H171V128H170ZM204 131V130H203ZM222 131V130H221ZM45 132V131H44ZM59 132V131H58ZM98 132V131H97ZM145 132V131H144ZM147 132V131H146ZM190 132H192V131H190ZM189 132V133H190ZM245 132V131H244ZM255 133H256V131H254ZM258 132L261 134V133H264V131H262V129H259L258 130ZM1 133V135H2V131L0 132ZM11 132H9V134H10ZM66 133V132H65ZM73 133V132H72ZM149 133V132H148ZM152 133V132H151ZM167 134L169 133V131L168 132H166ZM174 133H176L175 131H174ZM193 133V132H192ZM192 133H191V136L188 134V138H193L192 136ZM254 133V134H255ZM259 133H257V134H259ZM19 134V133H18ZM62 134H64V133H62ZM67 134V133H66ZM66 134H64V135H66ZM75 134H77V133H75ZM170 134H172L171 132H170ZM207 134V133H206ZM220 134V133H219ZM224 134V133H223ZM259 134V135H260ZM0 135V138H3L4 136H1ZM87 135V134H86ZM196 135V134H195ZM217 135V134H216ZM256 135V134H255ZM263 135L264 134H262V136H260V137H263ZM60 136V135H59ZM104 136V135H103ZM208 135H206V137H207ZM258 136V135H257ZM18 137V136H17ZM21 137V136H20ZM29 137V136H28ZM56 137V136H55ZM62 137V136H61ZM61 137H60V139H61ZM67 137H69V135L67 134ZM88 137V136H87ZM94 137V136H93ZM195 137V136H194ZM245 137V136H244ZM47 138V137H46ZM84 139V138H83ZM83 139H81V140H83ZM168 139V138H167ZM171 139V138H170ZM174 139V138H173ZM203 139V138H202ZM17 140L19 141V142H17ZM23 140V139H22ZM66 140H68V139H66ZM89 140H90V137H89ZM92 140V139H91ZM94 140V139H93ZM98 140V139H97ZM96 140V141H97ZM103 140V139H102ZM102 140H98V142H101ZM108 140V139H107ZM175 140V139H174ZM46 141V140H45ZM49 141V140H48ZM47 141V142H48ZM95 141V140H94ZM177 141V140H176ZM207 141V140H206ZM21 142V143H20ZM32 142H38V144H36L35 146H34V144H32ZM82 142V141H81ZM90 141H88V143H89ZM181 142V141H180ZM188 142V141H187ZM210 142V141H209ZM224 142V141H223ZM247 142H249V141H247ZM251 142V141H250ZM1 143V142H0ZM92 143V142H91ZM103 143H105V142H103ZM113 143V142H112ZM165 143V142H164ZM173 143V142H172ZM170 144V146L171 145H176L175 144V141H174V143L173 144ZM189 143V142H188ZM252 143V142H251ZM258 143V142H257ZM2 144H0L1 146V149H2ZM166 144H167V141H166ZM166 144H165V147H166ZM181 143H179V145H180ZM195 144V143H194ZM250 144V143H249ZM45 145H47V146H45ZM67 145V144H66ZM65 145V146H66ZM75 145V144H74ZM168 145V144H167ZM210 145V144H209ZM228 145H230L229 143H228ZM50 146V145H49ZM54 146V145H53ZM76 146V145H75ZM87 146V145H86ZM121 146V145H120ZM181 146H185V148L186 147H188V145H181ZM181 146H179V147H181ZM207 146V145H206ZM251 146H252V144H251ZM36 147H38V146H36ZM44 147H45V149H44ZM47 147V148H46ZM56 147V146H55ZM74 147V146H73ZM164 147V146H163ZM172 147V146H171ZM240 147V146H239ZM243 147V146H242ZM250 147V146H249ZM252 147H254V146H252ZM83 148V147H82ZM88 148V147H87ZM92 148V147H91ZM119 148V147H118ZM193 148V147H192ZM198 148V147H197ZM251 148V147H250ZM255 148H256V150L254 151V152H252L253 154V156H249V154H248V156H249V163L247 164V167H248V165L249 164H255L256 165V163L259 165H256L258 168L259 167H261L262 168V166L264 165V157H262L263 155L261 154L263 151L262 150H264V145L263 144H261V142H260V144L258 143V145L256 144L255 145ZM6 149V148H5ZM5 149L3 148L2 150H4L5 151ZM15 149V148H14ZM203 149V148H202ZM77 150V149H76ZM80 150H81V148H80ZM188 150H189V148H188ZM253 149H251V151H252ZM21 151V152H22ZM40 151V152H41ZM69 151V150H68ZM112 151V150H111ZM190 151V150H189ZM204 151V150H203ZM206 151V150H205ZM237 151H239V150H237ZM240 151H243L242 149L240 150ZM2 152V151H1ZM36 152H38V150L36 151ZM40 152H38V153H40ZM79 152V151H78ZM86 152V151H85ZM172 152V151H171ZM190 152H192V151H190ZM224 152V151H223ZM234 152V151H233ZM4 153V152H3ZM3 153H1V156L3 155ZM16 153V152H15ZM46 153V154H47ZM69 155H68V154ZM73 153V152H72ZM80 153H81V151H80ZM189 153V152H188ZM205 153H207V152H205ZM237 152H235L234 154H236ZM257 154V155H255V154ZM264 153V152H263ZM24 154H26V153H24ZM29 154V153H28ZM33 154V153H32ZM74 154V153H73ZM83 154V153H82ZM111 154V153H110ZM190 154V153H189ZM234 154H232V156H234ZM240 155V152H238L237 154H236V156H234V158L236 159V158H238L239 157V155ZM11 155V154H10ZM10 155L8 156V154H5V155H3L4 157H2V159L3 160H8V161H6L7 162V164H5L6 166L5 167H7L8 165H10V166H12L11 168H12V171H10V169H9V167H8V169H9V171L11 172H9L8 173V169L6 170V169H4L3 167H2V165L0 166V175H1V177L3 176V174L5 173L6 174V172H5V170L7 171V173H8V176L10 175V177H8L7 175V177L8 178H12V180L14 181V183L16 182V181H20L22 184H19V186H18V184L17 183H19V182H16L15 183V185L17 184V186H18V188L16 187L15 188V185H8V183H5L4 185H1V183H0V212H2L3 211V213L4 212H6L7 213V215H6V213H5V217H7L6 219H4V215L1 213L0 215L1 216H3V218L1 219L0 218V264H107V263H112V264H114V263H121V261L119 262V260L120 259H116V257H115V254L113 253V250H111L110 249V251H109V248L110 247H112V249L114 248L112 245H111V243H110V245H109V248L108 247H106L105 249H103L102 248V250H101V248H100V246H99V244H98V242L97 241H95V242H93V243H91V244H89L88 243V245H85V246H81L82 244H81V242L83 241H81V242H79L80 244V248H78V250L80 249V253L79 252H76L74 249H73V247H72V249H70L71 248V246H72V244H70L71 242L70 241H72V239L73 238H71L72 237V235H71V233L73 232V229H71L72 230V232H71V230L69 231L70 233H68L69 235H66V236H64V234H63V237H62V240H59L58 239V236H55L56 235V233L57 232H55L56 230L55 229H57L58 228V226H59V224H62L61 225V229L62 228H64L65 226L66 227H68V229L69 228H71L73 225V223L75 222V221H73V219L75 220V218H73V219H71L70 217H65V218H63V215L66 213V211H68L67 209V206H68V204H66L67 206H65L64 204H63V202H62V204H59V200H58V197H57V193L56 192H58V190H60L59 192H61V191H63V190H65V189H62V188H64V185L66 184H64L63 183V181L61 182V181H59L58 183L57 182H55V181H51L50 180V176L48 177L47 175H46V177L44 176V177H42V176H40V174H44L45 172H47L48 170H46V168L47 167H49V166H52V163L54 162V160L56 161L57 160V157H56V159H54V157L52 158V156L49 158L48 156V160L46 159V161H42L43 163H41L39 160L37 161V160H34V161H31V162H29L28 164H23V165H21V160L23 159V158H21V159H17L18 161H20V163L19 162H17V160H16V158H14L15 160H12L11 158H12V156L10 157ZM36 155V154H35ZM41 155V154H40ZM39 154H38V156H40ZM44 155V154H43ZM75 155V154H74ZM118 155V154H117ZM120 155V154H119ZM243 155V157H244V154H242ZM262 155V156H261ZM25 156H27V155H25ZM45 156V158H47L46 157V155H44ZM50 156V155H49ZM102 156V155H101ZM110 156V155H109ZM193 156V155H192ZM23 157V156H22ZM43 157V156H42ZM202 157H203V155H202ZM40 158V157H39ZM38 158V159H39ZM74 158V157H73ZM108 158V157H107ZM113 158V157H112ZM233 158V157H232ZM248 158V157H247ZM0 159H1V157H0ZM0 160V163L1 162H3V160ZM25 159V158H24ZM43 159V158H42ZM41 159V160H42ZM203 159V158H202ZM240 159V158H239ZM244 159V158H243ZM28 160V159H27ZM26 160V161H27ZM44 160V159H43ZM187 160V159H186ZM194 160V159H193ZM241 160V159H240ZM245 160V159H244ZM4 161V162H5ZM14 161V162H13ZM22 161H24V160H22ZM62 161V162H63ZM71 161V160H70ZM232 161V160H231ZM5 162V163H6ZM25 162V161H24ZM58 162H60V161H57V166L60 164V163H62V162H60V163H58ZM65 162L64 163H62V164H64L65 165ZM74 162V161H73ZM76 162V161H75ZM23 163V162H22ZM27 163V162H26ZM72 163V162H71ZM245 163V162H244ZM2 164V163H1ZM56 164H55V169L57 170V171H59L58 170V167L56 166ZM60 165L61 167L63 166V165ZM67 164V163H66ZM70 164V162H68V164L67 165H69ZM73 164V163H72ZM243 164V163H242ZM45 165H47V167L46 168H44V167H42V166H45ZM53 165H54V163H53ZM254 165V166H255ZM261 165V166H260ZM92 166V165H91ZM244 166H245V164H244ZM251 166V165H250ZM253 166V167H254ZM65 167V166H64ZM64 167H62V168H64ZM41 168L43 169L44 168V173H40L41 171L43 172V170H41ZM61 168V169H62ZM257 168V169H258ZM48 169V168H47ZM52 169H54L53 168V166H52ZM51 169V170H52ZM59 169H60V167H59ZM75 169H78V168H75ZM80 169V168H79ZM83 169V168H82ZM188 169V168H187ZM243 170H245V168L243 167L242 168ZM250 169V168H249ZM254 169H256L255 167H254ZM264 169V168H263ZM49 170H50V168H49ZM50 170V171H51ZM97 170V169H96ZM251 170V169H250ZM262 170V169H261ZM261 170H258V171H261ZM62 171H63V169H62ZM61 171V172H62ZM75 171V170H74ZM77 172H78V174H81V171H80V173H79V171L78 170H76ZM75 171V172H76ZM90 171V170H89ZM93 171H94V169H93ZM98 171V170H97ZM179 171V170H178ZM190 171V170H189ZM252 171V170H251ZM251 171H244V173H246V176L248 175L247 173L249 172H251ZM258 171H255L256 172V174H258L257 172ZM49 172V171H48ZM47 172V173H48ZM66 172V171H65ZM73 172V171H72ZM73 173V174H76V173ZM83 172V171H82ZM86 171H84V173H85ZM88 172V171H87ZM262 172H264V170L262 171ZM40 173V174H39ZM50 173V172H49ZM94 173V172H93ZM100 173L101 172H98V173H96V174H91V178H94V181L95 180H99L100 178H101V175H100ZM178 173H180V174H182L183 175V177L182 178H185V177H187L186 178V180H190L189 179V176L190 177H192L190 174H188L187 172H185V171H180V172H178ZM190 173V172H189ZM242 173V172H241ZM4 174V175H5ZM46 174V173H45ZM44 174V175H45ZM51 174V173H50ZM72 174V177L73 176H75V175H73ZM83 174V173H82ZM89 174V173H88ZM180 174H178V175H180ZM205 174V173H204ZM203 174V175H204ZM253 174H255L254 172H253ZM66 175H67V173H66ZM85 175V174H84ZM94 175V176H93ZM103 175V174H102ZM193 175V174H192ZM210 175H211V173H210ZM225 175V174H224ZM244 175V174H243ZM64 176V175H63ZM62 176V177H63ZM79 176V175H78ZM93 176V177H92ZM185 176V177H184ZM194 176V175H193ZM199 175H197V177H195L194 179L196 180V182H195V184H188V182L187 181H185V179H184V181L187 183L186 185H182V187H181V192H182V195H183V197L182 198H180V199H178V198H175L176 199V201L175 200H173V205H174V207H175V204H176V206H177V208L179 207H181L184 211H185V214H183V216H186V217H190L191 218V221H189L190 222V224H191V222L194 220V222L196 223L197 221L196 220H198V219H200L201 218V216L202 215H204V213H207V212H205V210H208L209 209V211H211V209H213V210H215L216 211V214L218 213V214H221L222 216H221V219L220 220H218L219 219V217L217 218V219H209V220H206L204 223H202L203 222V216H202V229H200V227H199V229H197L195 226H193L192 224L194 223H192L191 225H192V227H187V228H185V229H183L180 233H181V238L180 237H178L179 235H177L176 237H178V239H181L182 241H183V239H185V241L187 240L188 242H191V240H193V241H200L199 243H201L202 241H206V240H209V244H208V242L206 243V244H208V245H205V250H202V248H201V246H200V248L199 249H201L202 251H198V246H196L197 247V251H194L192 248H194L193 246H192V244H193V242L191 243V244H189V245H191L192 246V250L194 251V252H190L191 251V249L190 250H188L187 252H190V253H188L187 255H186V253H185V255L184 256H186V257H184V256H182V258L184 259H181L182 261H183V263L182 264H264V201L262 202V198H264V196H257L256 197V201H254V203H253V201H252V204L254 205V207L252 208L251 207V209H254V210H252L254 213H252V214H250L251 213V210H248V208H247V205L250 203H248L247 205L244 203V205L243 204H241V206H240V204H239V206L241 207H239L238 206V209H236L237 208V205H236V207L234 208V201H235V199L233 200V197L235 198V196H233L234 194L233 193H231V192H229V191H227L226 190V188L224 189V191L223 192H229L228 193V195L227 196H225L224 198L225 199H223L222 197H223V192H222V190H221V195H222V197H220L219 198V200L217 201V202H212L211 201V198L214 196V197H216V195H217V190H216V192L214 191H212L214 188V186L213 187H211V185H212V183L214 182V180L215 181H217V183L219 182V180L220 179H217V178H213V179H210V180H208V179H203L202 177L200 178V177H198ZM202 176V175H201ZM212 176V175H211ZM251 176H252V173L251 174H249L247 177H249V178H251ZM80 177H81V175H80ZM103 177V176H102ZM206 177V176H205ZM213 177V176H212ZM223 177V176H222ZM54 178V177H53ZM63 178H65V177H63ZM62 178V179H63ZM69 178V177H68ZM207 178V177H206ZM209 178V177H208ZM1 179H3L4 180V178H1ZM62 179H60V180H62ZM70 179H72L71 177H70ZM74 179H76V178H74ZM73 179V180H74ZM102 179V178H101ZM222 179V178H221ZM2 180V181H3ZM66 180V179H65ZM79 180H80V178H79ZM79 180H77V182H79V183H77L76 182V187H77V189L76 188H74L75 187V184L73 183V185H74V187H72L71 186V184L69 183L68 185L70 186V187H72V188H74V190H78V192L79 191H81V192H83L84 190H86L87 189V185H88V183L87 182H85V179H84V181H79ZM88 181H90V179H87ZM246 180H248V179H246ZM249 180H251L252 181V183H253V185H254V190L255 191H257V189H258V187H260L261 186V183L262 182H264V173L261 175V172H260V174H258L257 176L256 175H254V177H252L251 179H249ZM249 180L247 181L248 182V185H249ZM58 181V180H57ZM67 181H68V179H67ZM67 181H65V182H67ZM72 181V180H71ZM93 180H92V184H93V182H94ZM100 181V180H99ZM192 181V178H191V181H189L190 183L191 182H193ZM61 182V183H60ZM68 182H70V180L68 181ZM67 182V183H68ZM95 182H97V181H95ZM230 182V181H229ZM247 182H246V184H247ZM2 183H4V182H2ZM90 183V184H91ZM228 183V182H227ZM231 183V182H230ZM7 184V185H6ZM251 184V183H250ZM264 184V183H263ZM191 185H193V186H191ZM228 185V184H227ZM260 185V186H259ZM37 186H40L39 188L41 189V186L43 187V189L45 188L46 190H47V192L49 191V193H47V194H45L44 196H42V197H40L41 195H43L44 193V191L42 192V194L40 195L39 193V195L38 194H35V196H39V197H31V195H30V197L31 198H33V199H29V197H28V194L30 193H32V195L34 194V193H36L37 191H35V189L36 188H38ZM69 186H68V188H69ZM197 186V187H196ZM222 186H224V185H222ZM250 186V185H249ZM67 187V186H66ZM210 187L211 188H213L212 190L210 189ZM35 188V189H34ZM38 188V190H40ZM57 188V190L54 192V190ZM67 188V189H68ZM71 188V189H72ZM215 188H216V186H215ZM241 188V187H240ZM245 188V187H244ZM264 188V187H263ZM18 189V190H17ZM66 189V190H67ZM222 189V188H221ZM41 190H40V193H41ZM251 190H253V188L251 187ZM254 190H253V192H254ZM260 190H262V189H260ZM260 190H258V192H261ZM33 191H35L34 193H33ZM219 191V190H218ZM264 191V190H263ZM39 192V191H38ZM58 192V193H59ZM64 192V191H63ZM113 192L114 191H112L111 193H109L110 194V196H109V194H108V197H111L112 195H113ZM220 192V191H219ZM22 193L23 194H25V193H27V196H25V197H28L27 199L28 200H30V202L31 201H36V203L37 204H39L40 205V203H41V206L40 207H38V205L36 206V204L35 203H32L31 205H33V204H35V209H37V210H34V211H32L33 209H32V207H34V206H32L31 208H29V209H31V210H29L28 209V207H30V203H28L29 201L26 199L25 200V198L23 199V200H25L27 203H24V202H15V200H17L18 201V199L19 198H21L20 196L22 195ZM45 193H46V191H45ZM55 193H56V195H55ZM65 193H67V191L65 192ZM115 193V192H114ZM117 193V192H116ZM114 194V196L115 195H118V194ZM199 193V195L198 196H200L199 197V200H196L195 198V196L197 195ZM254 193H257V192H254ZM70 194V193H69ZM112 194V195H111ZM233 194V195H232ZM77 195V194H76ZM195 195V196H194ZM220 195V194H219ZM220 195V196H221ZM225 195V194H224ZM261 195H264V192H261ZM61 197L62 196H64V194L63 195H60ZM59 196V197H60ZM66 196H67V194H66ZM74 196V195H73ZM78 196V195H77ZM113 196V197H114ZM22 197H24V195H22ZM57 198V203L59 204V206L58 207H56V206H52L51 205V207H49L48 206V202L49 201H53V199L54 198ZM117 197V196H116ZM118 197H120V196H118ZM118 197H117V199H118ZM73 198V197H72ZM71 198V199H72ZM75 198V197H74ZM73 198V199H74ZM78 198V197H77ZM91 198V197H90ZM131 198V197H130ZM64 199V198H63ZM72 199V200H73ZM86 199V198H85ZM87 199H88V197H87ZM94 199V197L92 198V200ZM109 199H111V198H109ZM117 199H115L114 198V200H116L117 201ZM123 200H124V198H122ZM121 199V200H122ZM129 199V198H128ZM194 199H195V201H194ZM237 199V198H236ZM89 200V199H88ZM91 200V201H92ZM122 200V201H123ZM126 200V199H125ZM125 200H124V202H125ZM194 201L193 203L191 202V201ZM244 200V199H243ZM20 201V200H19ZM43 201H44V203H43ZM74 201H75V203L76 204H81V205H83V204H85L87 201H85L84 200V198L82 199V197L81 198H78L77 199V201H76V199H74ZM99 201V200H98ZM102 201V200H101ZM105 201H106V199H105ZM109 201V200H108ZM118 201H120V200H118ZM122 201H120V202H116L117 203V205L116 206H123L124 204V208H126V207H128L127 208V210L126 211H128V209H129V211L131 212V213H135L136 214V212H135V210H134V207L133 206H135V207H139V206H142V207H140V208H144V206L142 205V204H145V203H140V202H137V203H132L131 201H129V200H126V202L124 203V204H122L123 202ZM60 202H61V200H60ZM111 202H112V200H111ZM122 202V203H121ZM134 202V201H133ZM175 202V203H174ZM191 202V203H190ZM239 202V201H238ZM50 203V202H49ZM52 203V202H51ZM69 203V202H68ZM98 203V202H97ZM101 204H102V202H100ZM116 203H114V204H116ZM122 204V205H120V204ZM185 203H186V205H185ZM237 203V202H236ZM263 203V204H262ZM54 204V203H53ZM73 205L71 206V207H73L74 206V202L72 203ZM93 204H96V202L94 201L93 202ZM252 204H249L248 206H253ZM99 205V204H98ZM98 205H96V207L98 206ZM246 205V206H245ZM36 207H38V208H36ZM75 208H76V206H74ZM79 208H80V206H78ZM77 207V208H78ZM83 207V206H82ZM86 207V206H85ZM90 207V206H89ZM95 207V208H96ZM123 207H121V209L123 208ZM131 207H133L132 209H133V212L130 210V208ZM183 207H185V208H183ZM257 207V208H256ZM84 208V207H83ZM92 208V207H91ZM101 208V207H100ZM117 208V207H116ZM120 208V207H119ZM263 208V209H262ZM27 209L29 210V211H27ZM72 209H74V208H72ZM89 209V208H88ZM87 209V210H88ZM98 209V208H97ZM176 209V208H175ZM233 209H236V210H233ZM250 209V208H249ZM25 210H26V212L28 213V212H30V214H27V216L25 215V217L23 216V214H22V212L24 211L25 212ZM71 210V209H70ZM82 210V209H81ZM93 210V209H92ZM137 210V209H136ZM126 211H124V212H126ZM128 211V212H129ZM183 211V212H184ZM248 211H250V212H248ZM74 212V211H73ZM76 212V211H75ZM91 212H93V211H91ZM90 212V213H91ZM182 212V213H183ZM240 212H243L244 214H245V212H246V215L244 216L243 215V213H240ZM248 212V213H247ZM72 213V212H71ZM71 213H69V214H71ZM130 213V214H131ZM61 214H63L62 215V217H60V215ZM75 214V213H74ZM97 214V213H96ZM95 214V217H97V215ZM125 214V213H124ZM72 215H73V213H72ZM89 215V214H88ZM94 215V214H93ZM101 215V214H100ZM242 215H243V218L246 220V218H247V222H245V223H247L248 224V226H245V229L247 230V228L246 227H248L249 229H251L250 230V232H245L244 230V232L243 233H241L239 230H238V228L239 227H241V223L240 222H244L245 220H243L242 219ZM30 216V217H29ZM125 216H126V214H125ZM128 216V215H127ZM223 216H225V218L226 219H224L223 218ZM26 217H28V218H26ZM73 217H77V216H74L73 215ZM89 218H91L92 217V214L90 215V216H88ZM94 217V216H93ZM101 217V216H100ZM185 217V218H186ZM99 217H97L96 218V221H98V223L101 225V221L98 219ZM103 218V217H102ZM189 218V219H190ZM198 218V219H197ZM79 219V221H81L82 220V218H81V220H80V218H77V220ZM95 219V218H94ZM242 219V220H241ZM36 220L37 221H40L39 223H41V221H42V225L40 224V225H38L37 223V225L36 224H34L35 222H36ZM85 220H88V218H86ZM90 220V219H89ZM89 220H88V222H89ZM93 218L91 219V221L88 223L87 221H86V223H87V225L88 224H92L93 223ZM173 221H171L172 223H168V225H171V226H169V228L171 227L172 229H175L176 230V232H177V228L179 227V229H180V227H181V225H183L184 223H183V218L181 217V216H179V218H174V219H172ZM187 220V219H186ZM78 221V222H79ZM96 221H94V223L92 224V225H89V227H88V229L91 227V226H93L94 224H96L95 222ZM100 221V222H99ZM104 221V220H103ZM185 221V220H184ZM197 222V224H199ZM83 223V221H81L80 222V226H82L81 224ZM188 223V222H187ZM194 223V224H195ZM84 224H85V221H84ZM83 224V225H84ZM186 224V223H185ZM184 224V225H185ZM64 225V226H63ZM72 225V226H71ZM97 225V224H96ZM22 226V227H21ZM63 226V227H62ZM70 226V227H69ZM190 226V225H189ZM199 226V225H198ZM242 226H243V224H242ZM20 227H21V229H22V232H21V229H20ZM57 227V228H56ZM64 228L63 230H64V232L63 233H65V231H67L66 229L67 228ZM83 227V226H82ZM87 227V226H86ZM85 227V230L87 229ZM95 227V226H94ZM97 227V226H96ZM101 227V230L100 229H98V230H96V232L97 231H99L100 230V232L102 233V229H103V227H102V225L100 226ZM20 229V231H19V229ZM54 228V229H53ZM60 228H58L59 230V232H60ZM73 228V227H72ZM77 228V226L75 227V229ZM98 228V227H97ZM96 228V229H97ZM170 228V230H172ZM74 229V230H75ZM78 229H79V227H78ZM78 229H76V230H78ZM81 229V228H80ZM83 229V228H82ZM90 229H92V228H90ZM95 229V228H94ZM94 229H92L91 231H90V233H89V235L91 236V232H93V230ZM105 229V228H104ZM103 229V230H104ZM240 229V228H239ZM24 230V231H23ZM49 230H52L51 232H52V235H53V230H54V233H55V235H53L54 236V238L53 237H51V239H50V241H49V238L48 237H46L47 235L49 236L50 234H51V232L49 231ZM62 230V231H63ZM168 231H169V229H167ZM242 230V229H241ZM61 231V232H62ZM80 231L81 230H79V232L78 233H80ZM95 231V230H94ZM106 230H104V232H105ZM179 231V230H178ZM76 232V231H75ZM107 232L109 233V230H107ZM110 232H112V230L110 231ZM114 233H112V237H117V239H121V237H119L118 238V235L119 234H117V236H115L116 235V233H118V231L117 232H115V231H113ZM175 232V233H176ZM85 233H88V231L87 232H85L84 231V234ZM169 233V232H168ZM234 233L236 234V235H234ZM62 234V233H61ZM66 234V233H65ZM73 234V233H72ZM83 234V233H82ZM94 234H95V232H94ZM93 234V235H94ZM100 234V233H99ZM98 234V235H99ZM111 234V233H110ZM131 235H132V233H130ZM166 234V233H165ZM172 234H173V232H172ZM59 235H60V233H59ZM75 236H76V234H74ZM73 235V236H74ZM77 235H81V233L80 234H77ZM88 234H85V237L86 236H89ZM96 235V234H95ZM124 235V234H123ZM37 237V239L35 238V237ZM39 236H44V238L46 237V238H48V241H49V243L47 244L46 242V244H44V238L43 239H41L42 240V242H41V240L38 242V241H35V240H38V237ZM120 236V235H119ZM122 236V235H121ZM127 236V235H126ZM130 236V235H129ZM164 236V235H163ZM40 237V238H41ZM57 237V238H56ZM78 237V236H77ZM77 237H76V239L75 240H77ZM79 237H81V236H79ZM93 237H95V236H93ZM132 237V236H131ZM130 237V238H131ZM133 237L135 238L136 236H134L133 235ZM84 238V237H83ZM90 239L92 238V236L91 237H89ZM110 238V237H109ZM113 238V239H114ZM35 239V240H34ZM58 239V240H57ZM71 239V240H70ZM79 239V238H78ZM90 239H88V240H90ZM93 239V238H92ZM95 239V238H94ZM112 239V238H111ZM113 239H112V241L111 242H114L113 241ZM120 239L119 240H116L117 242L118 241H120ZM123 239V238H122ZM129 239V238H128ZM135 239H137V238H135ZM134 239V240H135ZM163 239V242L165 243H167V242H169V243H171L170 244V246L169 247H171V249L174 251V249H176V247H172L171 245L172 244H174V243H176V246H177V242H179V241H177L176 242V239L177 238H175V234L174 235H171V233H169V235H167L165 238H162ZM161 239V240H162ZM75 240H73L74 241V244L75 243H77L78 244V240L75 242ZM80 240H81V238H80ZM160 240V241H161ZM165 240V241H164ZM251 240H254V241H256L255 243H257V245H251V244H253V241H252V243H251ZM45 241H47V239L45 240ZM47 241V242H48ZM72 241V242H73ZM85 241V240H84ZM115 241V242H116ZM124 241V240H123ZM122 241V242H123ZM129 241V240H128ZM128 241H127V243H128ZM131 241V240H130ZM140 241V240H139ZM249 241H250V245L248 244L249 243ZM92 242V241H91ZM114 242V243H115ZM121 242V243H122ZM162 242V243H163ZM85 243V242H84ZM126 243V242H125ZM126 243V244H127ZM140 243H142L141 241H140ZM165 243V244H166ZM254 243V244H255ZM70 244V245H69ZM77 244H76V246H77ZM120 244V243H119ZM129 244V243H128ZM127 244V245H128ZM136 244V243H135ZM134 244V245H135ZM186 244V243H185ZM197 244V243H196ZM195 244V245H196ZM203 244V243H202ZM115 245V244H114ZM145 245L146 244H144V241H143V245L142 244H140V247H143V249H145ZM148 245H150V244H148ZM166 245H168V244H166ZM175 245V244H174ZM188 245V244H187ZM194 245V246H195ZM68 246L70 247V248H68ZM75 246V247H76ZM130 246V245H129ZM138 246H139V244H138ZM151 246H153L152 244H151ZM161 246V245H160ZM164 246V245H163ZM179 246V245H178ZM183 246H185V245H183ZM128 247V246H127ZM133 247V246H132ZM146 247H147V245H146ZM148 247H150V246H148ZM162 247V246H161ZM165 247V246H164ZM168 247V246H167ZM168 247V248H169ZM180 247V246H179ZM203 247V246H202ZM129 248V247H128ZM135 248V247H134ZM156 248H157V246H156ZM160 247H158V249H159ZM163 248V247H162ZM181 248V247H180ZM180 248H178L177 247V252H176V250H175V253H178V250L180 249ZM183 248V247H182ZM186 248H188L187 246H186ZM115 249V248H114ZM136 249H138V247L136 248ZM135 249V250H136ZM170 249V250H171ZM184 249L185 248H183L182 250H180L181 251V253L182 254H184L183 252H184ZM189 249V248H188ZM194 249H196V248H194ZM115 250H117V249H115ZM134 249H133V251H131V250H129V249H124L123 251L122 250H117L118 252H120V251H122V255H120V256H122L124 259H126V260H128L129 261V264L130 263H132V264H150V262L149 263H146L147 261H149V260H146V259H144L145 257H141V254L140 255H138V253H137V251L134 253V251H135ZM142 250V249H141ZM171 250V252L170 253H173V251ZM143 251V250H142ZM168 251V250H167ZM179 251V252H180ZM183 251V252H182ZM148 252V251H147ZM157 252V251H156ZM77 253H79V255L77 254ZM115 253H116V251H115ZM77 254V255H76ZM118 254V253H117ZM174 254V253H173ZM172 254V255H173ZM179 254V253H178ZM178 254H177V256H178ZM228 254V255H227ZM46 255V257H47V259L46 260H44L43 259V256H45ZM142 255H144V254H142ZM176 255V254H175ZM175 255H173V257H174V259H175ZM180 255V254H179ZM64 256V257H63ZM94 256V260L93 261H91L90 262V259L92 258ZM181 256H178V257H180L181 258ZM117 257H119V256H117ZM178 257H176V258H178ZM24 258L26 259V261L25 262H23V260H24ZM179 258V259H180ZM173 259V258H172ZM22 260V261H21ZM174 261H176V263L174 262ZM180 260H178V259H175V260H173L172 262H174V263H172V262H170V264L172 263V264H180V262H179ZM125 262V261H124ZM123 264V263H122ZM127 264H128V262H127ZM151 264H153V263H151ZM155 264V263H154Z\"/></svg>","mask_w":264,"mask_h":264}]
</instances>
